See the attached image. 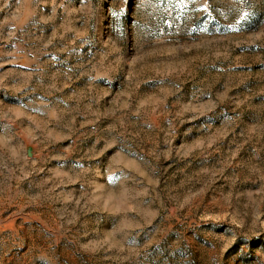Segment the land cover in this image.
Instances as JSON below:
<instances>
[{"label":"rangeland","instance_id":"1","mask_svg":"<svg viewBox=\"0 0 264 264\" xmlns=\"http://www.w3.org/2000/svg\"><path fill=\"white\" fill-rule=\"evenodd\" d=\"M0 264H264V0H0Z\"/></svg>","mask_w":264,"mask_h":264}]
</instances>
